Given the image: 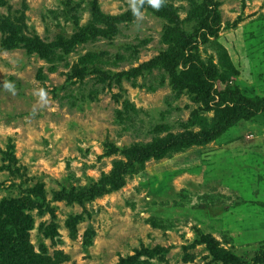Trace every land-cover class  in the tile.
Returning <instances> with one entry per match:
<instances>
[{
    "label": "rangeland",
    "instance_id": "rangeland-1",
    "mask_svg": "<svg viewBox=\"0 0 264 264\" xmlns=\"http://www.w3.org/2000/svg\"><path fill=\"white\" fill-rule=\"evenodd\" d=\"M132 2L0 0V264H264V111L148 146L264 97V0Z\"/></svg>",
    "mask_w": 264,
    "mask_h": 264
},
{
    "label": "trees",
    "instance_id": "trees-1",
    "mask_svg": "<svg viewBox=\"0 0 264 264\" xmlns=\"http://www.w3.org/2000/svg\"><path fill=\"white\" fill-rule=\"evenodd\" d=\"M139 70L140 69H138V71ZM227 93H229L228 90H226V94H224V92L222 93L223 97L220 99L221 105L229 101L230 94ZM232 101L233 102L231 104L224 105L225 108L229 110L230 116L229 119L225 120L223 125H218L213 121L211 123L205 121L203 123L202 133L195 134V136L187 135L185 133L184 135H180L179 137L173 139V137H171L170 135L164 138H157L153 142L148 144L151 152L155 154V158L161 159L170 152L181 151L184 149H188L194 145H204L212 142L218 139L222 134H224L230 126H233L235 123H237V121L240 120L241 116L244 118L246 117V119H250L255 117L261 111H264V97L244 98V96L240 94L236 100ZM32 193L37 194V196L40 195L42 199L45 198V196H43L40 192L36 193L28 191L26 189H19L18 196L9 199V206L14 212L13 215L16 219L25 224V229L31 221L29 217H27L28 215L26 214V210L31 209L32 207ZM70 196L71 195H69V197ZM2 245L7 246L4 249H6L8 253L10 252L11 254L21 256L22 251L18 249L16 252L15 243L11 241H3ZM8 257H6V259ZM12 257L14 256L12 255Z\"/></svg>",
    "mask_w": 264,
    "mask_h": 264
},
{
    "label": "clouds",
    "instance_id": "clouds-1",
    "mask_svg": "<svg viewBox=\"0 0 264 264\" xmlns=\"http://www.w3.org/2000/svg\"><path fill=\"white\" fill-rule=\"evenodd\" d=\"M145 2H146V0H139V3L138 4L136 2H132L131 3V10H132L134 16H136V17H142L143 13L141 12V8L144 6ZM147 3L151 7L159 10L160 7L163 5L164 0H147ZM4 86L8 90L14 91V87H13V84L11 82L6 83ZM37 94L39 95V97H40V99L42 101H45L46 102V100H45V98H46V92L43 89H41Z\"/></svg>",
    "mask_w": 264,
    "mask_h": 264
}]
</instances>
